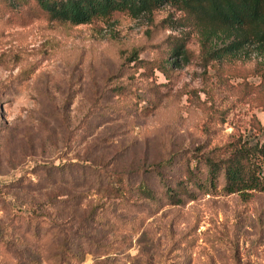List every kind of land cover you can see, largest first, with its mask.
Here are the masks:
<instances>
[{"label": "rangeland", "instance_id": "rangeland-1", "mask_svg": "<svg viewBox=\"0 0 264 264\" xmlns=\"http://www.w3.org/2000/svg\"><path fill=\"white\" fill-rule=\"evenodd\" d=\"M239 135L264 143V57L205 59L170 6L70 26L0 0V264H48L61 229L85 244L80 264H264V194L199 189L203 165L188 177ZM167 162L179 205L151 177ZM141 181L159 204L100 191Z\"/></svg>", "mask_w": 264, "mask_h": 264}, {"label": "trees", "instance_id": "trees-1", "mask_svg": "<svg viewBox=\"0 0 264 264\" xmlns=\"http://www.w3.org/2000/svg\"><path fill=\"white\" fill-rule=\"evenodd\" d=\"M11 9L32 2L48 19L70 26L90 25L115 13L133 18L150 16L156 10L170 6L184 13L201 38L205 59L209 61H245L264 57V0H3ZM132 57L129 62H135ZM186 63L183 46L171 51L167 65L178 68ZM160 69V68H159ZM165 73L164 69H161ZM172 162L159 164L154 179L163 185V199L169 205H179L181 194L166 186L160 171ZM205 168L204 181H196L199 189L214 191L222 181L221 192L237 195L244 201L258 193L264 194V143L255 137L239 135L222 146L204 152L188 172L190 181L196 178L198 166ZM104 198L119 203L142 202L159 204L161 199L147 183L141 181L135 189L102 187ZM193 199V195H188ZM56 252L46 259L48 264H80L84 261L85 244L75 233L64 229L56 232Z\"/></svg>", "mask_w": 264, "mask_h": 264}]
</instances>
